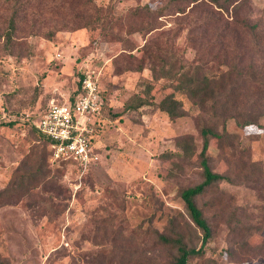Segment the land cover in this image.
<instances>
[{"label": "rangeland", "instance_id": "obj_1", "mask_svg": "<svg viewBox=\"0 0 264 264\" xmlns=\"http://www.w3.org/2000/svg\"><path fill=\"white\" fill-rule=\"evenodd\" d=\"M161 65L209 86L177 93L183 117L160 109L157 86L142 103L147 84L169 82ZM87 72L105 104L83 171L52 161L19 116L65 101ZM249 115L264 124V0H0V260L175 264L160 235L201 246L181 191L202 180V128L221 134L226 119L231 135L210 137L208 154L232 180L197 198L212 237L189 264H264V128L233 119ZM187 134L191 157L177 145Z\"/></svg>", "mask_w": 264, "mask_h": 264}, {"label": "trees", "instance_id": "obj_2", "mask_svg": "<svg viewBox=\"0 0 264 264\" xmlns=\"http://www.w3.org/2000/svg\"><path fill=\"white\" fill-rule=\"evenodd\" d=\"M196 0H190V2H194ZM17 20L14 15L9 19L8 22V30H7V42H10L17 30ZM166 63V62H165ZM165 65H161L159 70L152 68L153 72H158L161 77L168 79L169 82L163 83H149L146 86V92L149 100H146L142 103H151L153 94L151 92L156 88L157 91L163 92V90H168V94L160 101L158 106L161 110L165 111L171 119H176L178 117H183L186 115V111L184 110L181 100L178 99L177 93L183 92L187 94L192 99L196 98L197 96H203L207 93L209 86H204L202 88H197L195 86L197 79L192 74L187 73H177L171 67L166 69ZM84 74L81 75L79 79L78 85L76 90L73 92L72 96L80 91L81 79L83 78ZM205 82H210L208 78H204ZM202 91L204 94L200 93ZM102 92V91H101ZM103 95V94H102ZM104 97V96H103ZM203 100L202 102H204ZM105 104V100H104ZM104 107V105H103ZM225 110L226 105H223ZM230 111V110H229ZM39 114L28 113V114H21L19 119L26 121L30 124L33 130H35L40 140H43L47 143L49 147V153L51 155L52 148L51 139L40 132L33 124V121L38 118ZM235 119L236 124L240 127H245L248 125L256 124L259 127L264 128V124L258 122L257 119L252 117V115L245 116V117H233ZM227 120L224 119V127L223 132L221 134L217 133L214 126H204L201 130L203 135V146L199 153H197V160L202 168V180L192 186H188L181 191V197L185 203L187 211L191 217L192 222L202 231V244L200 247L190 246L185 241V237L183 234L176 233L174 237L160 235V240L164 244H169L173 248L176 249V255L174 256L175 264H189L192 257L200 256L203 251L205 245L209 242L210 238L212 237V229L211 225L209 224L207 218L204 216L203 211L197 204V198L202 196L206 190L213 185L217 184L220 181L227 180L231 181L232 178L230 175L225 173H218L212 170L210 166V157L208 154V149L210 146V137H216L218 140H223L224 137L229 138L231 133L228 131L226 126ZM94 142V140H93ZM177 145L179 146V150L181 151L182 155L186 157H191L193 154L196 153L194 148V139L190 134L183 135L177 140ZM45 157V156H44ZM45 159V158H44ZM37 162V161H36ZM6 189H2L0 191V198L3 197L5 194ZM0 264H10L6 260H0Z\"/></svg>", "mask_w": 264, "mask_h": 264}, {"label": "built area", "instance_id": "obj_3", "mask_svg": "<svg viewBox=\"0 0 264 264\" xmlns=\"http://www.w3.org/2000/svg\"><path fill=\"white\" fill-rule=\"evenodd\" d=\"M104 105L97 77L87 72L80 91L65 101H52L46 111L33 121L34 126L51 141V160L66 162L86 171L97 158L93 135Z\"/></svg>", "mask_w": 264, "mask_h": 264}]
</instances>
